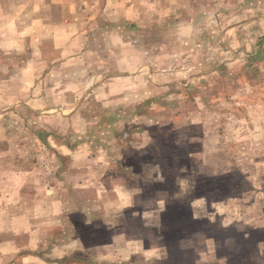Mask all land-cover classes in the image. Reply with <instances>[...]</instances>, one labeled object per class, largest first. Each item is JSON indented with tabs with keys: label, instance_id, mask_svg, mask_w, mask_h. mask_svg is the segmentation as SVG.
Returning a JSON list of instances; mask_svg holds the SVG:
<instances>
[{
	"label": "clouds",
	"instance_id": "1",
	"mask_svg": "<svg viewBox=\"0 0 264 264\" xmlns=\"http://www.w3.org/2000/svg\"><path fill=\"white\" fill-rule=\"evenodd\" d=\"M54 3L0 0V264H169L173 246L165 242L161 222L166 208L239 193L197 196L205 173L191 162L179 163L191 150L193 129L175 133L169 166L155 155L159 127L212 113L225 173L238 171V159L264 155V81L237 76L245 58L260 52L264 59V43L258 46L264 42V0H134L130 12L106 14L92 5L87 11L109 23L90 37H84L83 25L54 15ZM74 26L80 42H57L56 48L65 49L61 59L53 42ZM152 33L155 39L146 41ZM224 62L232 69L213 100L205 89L218 83L212 68ZM109 74L103 88L125 82L127 91L153 98V105L137 115L131 105L102 104L85 115L99 95L88 93L89 81ZM189 92L199 104L188 100ZM102 115L115 116L114 123L101 125ZM180 135L185 140L178 144ZM253 176L264 185V167L238 179L246 185ZM169 180L170 187L154 188ZM149 202L157 214L152 224L144 216ZM74 215L91 229L87 238ZM258 223L264 227V220ZM245 225L253 220L244 217L219 229L235 228L248 241L252 234ZM188 240L191 246L182 247ZM174 247L185 264H229L231 256L218 255L219 249L239 250L233 235L221 243L204 232ZM249 248V264H264V239ZM153 249L156 254L146 258Z\"/></svg>",
	"mask_w": 264,
	"mask_h": 264
},
{
	"label": "rangeland",
	"instance_id": "2",
	"mask_svg": "<svg viewBox=\"0 0 264 264\" xmlns=\"http://www.w3.org/2000/svg\"><path fill=\"white\" fill-rule=\"evenodd\" d=\"M62 1V2H61ZM61 4L63 0H60ZM69 2L74 3L75 7H82L81 11L75 14L76 18L83 15L85 20H81V22H75L76 26L83 25L81 31H83L84 37H90L92 35L93 30H99L104 28L109 21L104 19V17L100 14L95 17L91 12L87 11L88 7L92 5H96L97 11L101 14L106 13H119L124 9H129L134 0H69ZM60 4V5H61ZM122 6V7H121ZM86 8V13L84 9ZM59 15H61V10H59ZM78 16V17H77ZM95 25V29H92V26ZM132 28H136L137 25L135 23L131 24ZM68 32V36L66 33ZM62 33V32H61ZM63 35H60V44L64 45L66 40H62V37H68L69 41L67 44L69 46L76 45L80 42V31L77 30V27H72L68 31L63 32ZM155 39V33L149 34L146 37V41H152ZM261 43H258V46ZM223 47V45L221 46ZM243 49H241L242 51ZM57 53L61 59L65 56V49L63 47H59ZM261 53L258 52L256 56L245 58L243 61V67L245 64L248 69L247 74L243 73V67L241 72L237 74L244 76L249 80H254L256 82L264 81V59L260 58ZM247 60V61H246ZM232 65L229 62L218 63L215 64L212 68V71L217 72L218 77H214L218 81L217 84L210 85L206 87V91L210 92V95L213 100L218 99L223 90L224 77L231 71ZM111 75L109 74L103 80L99 81H89V87L87 88L88 93H92L93 90H99V95L92 97L93 103L89 106L88 109L85 110V115L91 116L96 114V108L100 107V105H110L116 106L118 109L125 106L131 105L135 107L136 114L140 115L142 112L146 111L148 107L153 105V98L143 97L141 98L139 95H136L130 91L126 90L125 82H118L112 88L105 89L102 86L105 83L110 82ZM120 75H127V73H120ZM201 85H205L206 82L201 80ZM195 93H188V100L192 103L199 104L198 99H194ZM179 116V113L176 114ZM215 117L212 113H209L207 117L203 120L199 116L195 119L191 120L190 124H180L175 120L166 122L163 127H159V132L157 133V139L160 142V150L155 153L157 157H161V159H166L169 166L173 164V155L175 149L172 145V139L177 131L181 127H191L193 129L192 139L190 140L191 150L188 152L187 159H181L179 163L181 165H188L190 162L195 165V167L204 172L205 175L202 176L198 182V188L196 195H206L208 193L218 192L220 194V198L226 197L229 195L230 191H237L239 196L244 195V202H239L236 200H228L223 203L218 201V203H211V201H204L199 198L192 200L190 204V208H188L187 204L174 203L166 208V211L161 216V222L164 229L163 235L165 236V242H168L171 246H173V250L171 253L169 264H185L184 254L175 249L174 245L177 240H181L183 237L188 236L193 232H204L209 235L217 236V240L221 243L228 236H234L236 239V243L239 246V250L237 251L235 248L229 252V248L223 247L222 252L226 255H234V264H249L248 256L250 248L255 244V241L258 239H264V227L258 226L261 228H256L253 233H251V238L248 241H244L241 236L237 234V231L232 233L229 229L227 232L218 235V226H209L205 224L204 219L199 220H191L189 209L192 213L195 214L197 218L207 216L212 218L216 213L219 216V213L224 217L235 216L237 219L241 217L240 209L244 206V203H249L253 199H257V201L263 200L264 198V187L261 188L259 186H263L260 181H257L253 176L252 181H250L246 185H241L238 179L239 176L251 175L253 172L258 173L261 169V164L264 162L263 158L259 155L255 156L254 159L257 162H253L252 159L250 162L244 159H238L235 161V167L238 170L237 172H222L221 164L222 161L218 159V139L217 136L213 132V128ZM115 116L110 115H102L100 120L101 125H110L114 123ZM131 130V129H129ZM155 131V129H154ZM202 137V138H201ZM201 139V140H200ZM185 137L180 135L177 139V143H183ZM202 143L201 146H204V150L199 146V143ZM49 147H51L55 151V145L50 141ZM203 150V151H202ZM262 156V155H261ZM152 156L146 157L145 159H151ZM129 164H136L135 160H129ZM147 171V170H146ZM151 173L149 172V175ZM171 181H168L167 185H155L156 189H164L165 187H170ZM252 185V186H251ZM252 197V198H251ZM241 204V205H240ZM145 219L148 224H152L157 219V214L152 210L151 202L147 203L145 206ZM249 212L251 214H258V205L256 202L250 203ZM232 217H229L225 220V222H229ZM214 220V219H213ZM212 220V221H213ZM238 220V219H237ZM254 221L253 224H258ZM261 221V220H260ZM73 222L80 228L81 233L87 238L91 234V229L86 228L80 222V218L78 215L73 216ZM217 222V221H216ZM239 222V221H237ZM251 232V231H249ZM189 241V240H188ZM191 242L189 243V246ZM231 247V246H229ZM154 252H145V257L149 258L152 256ZM156 254V253H155ZM154 254V255H155ZM181 254L182 259L180 260Z\"/></svg>",
	"mask_w": 264,
	"mask_h": 264
},
{
	"label": "crops",
	"instance_id": "3",
	"mask_svg": "<svg viewBox=\"0 0 264 264\" xmlns=\"http://www.w3.org/2000/svg\"><path fill=\"white\" fill-rule=\"evenodd\" d=\"M62 2V1H61ZM61 2H60V0H55V3L53 4V13H54V15H56L58 18L59 17H65V18H67L68 20H69V22L71 23V24H73V25H75V22H77V21H79V22H81V20H85V19H87V18H84L83 17V15H81V16H79V18H76L75 17V14L77 15V12H79V11H81V8L82 7H75V5H74V3H71V2H69V0H63V3L61 4ZM61 4V5H60ZM122 7V6H121ZM59 10H61V15H59ZM84 11L86 12V13H88L87 11H86V8L84 9ZM78 17V16H77ZM64 33L62 32V33H59L56 37H55V41L53 42V47H54V50L57 52L58 51V49L59 48H56L55 47V44L58 42H60V35H63ZM66 35L68 36V32L66 33ZM62 40H66V43L69 41V38L68 37H62ZM258 43H264V42H258ZM262 55V54H261ZM260 55V56H261ZM261 58V57H260ZM247 61V60H246ZM246 65L247 64H245L244 65V67H243V73L244 74H247V72H248V69L246 68ZM202 138V137H201ZM201 140V139H200ZM202 145V143L200 142L199 143V146L204 150V146H201ZM202 150V151H203ZM259 154H257L256 156H258ZM261 158L259 159V161L263 158V160H264V155H259ZM253 162H257V160L256 159H254L253 160ZM261 164V166L262 167H264V162H262V163H260ZM249 185H250V182H249ZM252 186V185H251ZM259 187H261V188H263L264 187V185L263 186H259ZM245 198L246 197H244V195H241V196H239L238 198H235V199H223V201H220V202H223V203H225V202H227L228 200H236V201H239V202H244V200H245ZM252 198V197H251ZM252 200H256V201H252V202H249V203H244V206H242V209H240V210H242V211H240V213H241V217H239V218H237V219H233V218H236L235 216L233 217V215L232 216H229V217H232L231 219H229L230 221L229 222H225V220L227 219V218H229V217H224V216H222L220 213H219V216L215 213L214 215H213V217L212 218H209V217H207V216H203V217H199V218H197L196 216H195V214L194 213H192L191 211H190V209H189V214H190V219L191 220H199V219H204V222H205V224H207V225H209V226H218V228H219V224L221 225V226H223V225H229V226H231L233 223H238L237 221H241L242 220V218H244V217H247V218H249V219H251V220H253V223H254V221L255 220H257L256 222L258 223V221H262V220H264V198H263V200H260V201H257V199H253L252 198ZM254 202H256V204L258 205V214H251L248 210H249V208H246V207H248V206H250V203L252 204V203H254ZM211 203H218V201H211ZM241 205V204H240ZM216 220L217 222L215 223V224H211V222H212V220ZM258 226H261L260 225V223H258V224H253L252 226H249V225H245V228H246V230L247 231H251L250 233H253V231H255L256 230V228L258 227ZM258 228H261V227H258ZM232 233H234V232H236L237 230L234 228L233 229V231L232 230H230ZM222 233H224V231H222V230H218V235L219 234H222ZM191 241L189 240V241H187L186 242V245L185 244H182L181 246L182 247H184V246H189V243H190ZM191 245V244H190ZM222 249H223V247H221L220 249H219V251H218V255H220V256H223V255H225L223 252H222ZM233 249V248H232ZM232 251V250H231ZM231 251H229V252H231ZM152 252V251H151ZM153 252H154V254H155V249H153ZM233 252V251H232ZM153 254V255H154ZM232 253H230V255L229 256H231V260L229 261V264H234V255H231ZM152 255V256H153ZM227 255V254H226ZM182 254H181V256H179L180 257V260L182 259ZM151 256H149V258H150Z\"/></svg>",
	"mask_w": 264,
	"mask_h": 264
}]
</instances>
